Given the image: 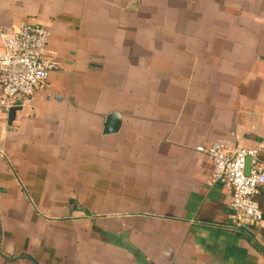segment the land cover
<instances>
[{
    "label": "crops",
    "instance_id": "1",
    "mask_svg": "<svg viewBox=\"0 0 264 264\" xmlns=\"http://www.w3.org/2000/svg\"><path fill=\"white\" fill-rule=\"evenodd\" d=\"M19 24L59 68L0 107V264H264V186L237 228L206 156L264 162V0H0Z\"/></svg>",
    "mask_w": 264,
    "mask_h": 264
},
{
    "label": "built area",
    "instance_id": "2",
    "mask_svg": "<svg viewBox=\"0 0 264 264\" xmlns=\"http://www.w3.org/2000/svg\"><path fill=\"white\" fill-rule=\"evenodd\" d=\"M50 31L37 25L19 24L0 33V107L6 115L17 101L33 98L47 84L59 63L48 50ZM55 99H57L55 97ZM211 165L209 185L222 182L230 192L229 208L237 228L258 226L263 218L255 200L264 186V162L257 150L227 151L212 144L206 151ZM250 160L248 174L246 162Z\"/></svg>",
    "mask_w": 264,
    "mask_h": 264
},
{
    "label": "water",
    "instance_id": "3",
    "mask_svg": "<svg viewBox=\"0 0 264 264\" xmlns=\"http://www.w3.org/2000/svg\"><path fill=\"white\" fill-rule=\"evenodd\" d=\"M21 102H22L21 100L17 101L15 104V107L10 110V113H9L10 119L14 117V114L18 110V107L20 106ZM107 123L109 124L110 128L107 130L106 133L111 134V133L116 132L117 127H119V123H120L118 115L111 114L107 119ZM249 168H250V160H247L246 168H245L246 175L248 174Z\"/></svg>",
    "mask_w": 264,
    "mask_h": 264
}]
</instances>
